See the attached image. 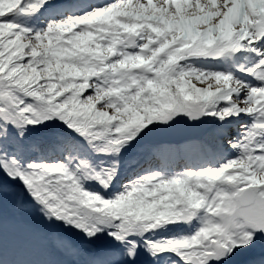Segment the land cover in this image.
Instances as JSON below:
<instances>
[{
  "label": "snow or ice",
  "instance_id": "1",
  "mask_svg": "<svg viewBox=\"0 0 264 264\" xmlns=\"http://www.w3.org/2000/svg\"><path fill=\"white\" fill-rule=\"evenodd\" d=\"M0 264H264V0H0Z\"/></svg>",
  "mask_w": 264,
  "mask_h": 264
}]
</instances>
